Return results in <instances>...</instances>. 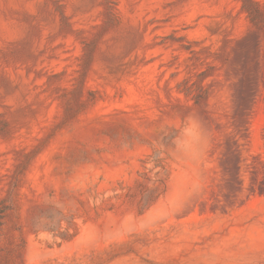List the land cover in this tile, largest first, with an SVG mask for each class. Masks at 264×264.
<instances>
[{
    "label": "rangeland",
    "instance_id": "rangeland-1",
    "mask_svg": "<svg viewBox=\"0 0 264 264\" xmlns=\"http://www.w3.org/2000/svg\"><path fill=\"white\" fill-rule=\"evenodd\" d=\"M0 264H264V0H0Z\"/></svg>",
    "mask_w": 264,
    "mask_h": 264
}]
</instances>
